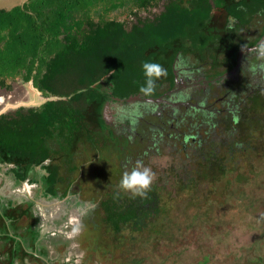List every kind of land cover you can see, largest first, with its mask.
<instances>
[{"label": "trees", "instance_id": "1", "mask_svg": "<svg viewBox=\"0 0 264 264\" xmlns=\"http://www.w3.org/2000/svg\"><path fill=\"white\" fill-rule=\"evenodd\" d=\"M94 1H103L108 5L110 1H116L108 8L124 3V0ZM129 1L132 5L130 12L138 15L143 12L150 13L151 8L158 5L160 0ZM22 2H19L20 4L16 2L17 4L15 3L9 9L0 6V91H5L8 85H11V82L7 83L6 76L19 74L24 79H29L32 75L34 85H37L47 96H55V98L47 100L39 108L23 106L19 110L12 112L9 110L1 114L0 145L5 146L13 156L16 157L18 154L28 162L45 161L50 158L46 168L52 181L58 175L59 166L55 162L58 149L53 147L52 141L64 144L63 146L67 149L68 157L63 158L66 167L75 166L74 154H79L82 149V146L78 145L79 141L90 143L89 149L95 144L94 149L97 154L102 147L117 153L121 160L120 164L126 170L131 169L139 161V156L145 160L151 155L147 152L142 153L140 150H136V153L132 143L123 145V148L110 144L108 142L110 139L99 137V129L94 133L95 129L89 128L103 126L100 110L107 95L100 86H97L101 80L108 78L114 84L115 93L127 98L139 92V87L143 84L142 63L155 61L160 51L169 54L175 49L193 53L194 61L198 65H204V63L210 65L211 73L208 77L215 78V74L219 71H230V65L234 64L232 54L240 47L235 37L240 39L242 34L237 32V26L250 27L253 25V14L264 13V0H242L241 2L166 0L158 14L153 17L139 16L137 22H133L119 20L116 17L106 18L101 10L92 15L87 0H70L68 5L73 6L76 13L72 15L73 23L68 25L67 31H64L63 18L66 15L64 10L59 13L54 12L52 8L53 13L46 15V19H49L47 23L42 20L40 22L41 11L28 8L41 5L47 10V7H54L56 3H67L68 0H24ZM228 14L239 20V25L235 28L225 27L224 23ZM70 29L75 30L74 35L68 31ZM49 34L54 38L51 39ZM62 35L63 38L58 39V36ZM53 45H57L56 47L59 45V50L40 51L43 46L49 48ZM149 49L152 50L147 53ZM225 60H229L230 65H225ZM217 64L221 68L222 65L226 67L218 69ZM164 68L167 70L166 66ZM250 74L251 70L245 71L244 75L239 76L240 79L235 80L234 83H226L222 89L231 94L228 88L235 87L236 92L233 96L237 95L241 100L243 89H248L250 83L257 77L256 75L250 77ZM161 79H163L162 76L158 81ZM261 97L257 99L254 94L249 95L248 122L244 120L243 122L247 123L239 125L240 130L245 129V133L243 132L240 136L244 140L243 146L247 144L249 147L251 143L247 142L248 135L255 150L258 149L256 145L259 142L263 144L262 152L254 154V162L258 168L264 165V97ZM238 115L235 111V116L239 117ZM233 133L235 132L231 134ZM85 147L88 146L85 145ZM220 160L209 164L213 167L207 168L199 161L201 168L198 166L197 174L217 182L229 171H238L236 179L239 183H243L247 181L248 172L255 171L252 164H248L249 171H243L241 165L228 168L229 166H225ZM129 164L130 167H128ZM158 187L157 184H152L150 191L144 197L126 196L125 198L113 189L107 199L100 201V207L105 211L104 221L107 223V232L111 234L112 239L110 252L112 248H120L121 242H125L123 234L127 230L143 229L146 219L152 216V211L157 212V207L161 203L160 198H162L158 194ZM210 210L208 208L207 212ZM201 214L196 210L191 211V215L188 214V216L197 220ZM150 231L160 234L159 229L152 228ZM131 239L134 240L133 242L137 241L134 237ZM129 248L134 251L130 244ZM136 261L139 262V260ZM58 264H67V261Z\"/></svg>", "mask_w": 264, "mask_h": 264}, {"label": "rangeland", "instance_id": "2", "mask_svg": "<svg viewBox=\"0 0 264 264\" xmlns=\"http://www.w3.org/2000/svg\"><path fill=\"white\" fill-rule=\"evenodd\" d=\"M22 1L0 0V6L9 9L16 2ZM185 1L187 2V0ZM69 2L70 0L67 3H56L54 7H47V10L41 5L37 7L28 6V9L34 10L36 8L35 10L41 11L40 22L42 20L47 21V23L49 19H46V15L49 16V13H53V11L61 13L64 10L66 13L63 18L65 22L64 31H67L68 25L73 23L74 16L72 15L74 12L76 13L74 7L68 5ZM113 2L116 1H110V5ZM87 4H89V11L92 12V15L101 10L106 18L116 17L119 20L133 22H137L139 16L149 15V17H153L163 9L161 5H156L151 8L150 13L143 12V14L134 15L130 12L132 5L129 0H124V3H119L114 8H108L110 5L103 1L87 0ZM68 31L71 35L75 33L73 29ZM49 35L51 39L54 38L53 35ZM62 38L63 35L58 36V39L61 40ZM50 42L52 43L51 40ZM56 46L53 45L49 48L43 46L40 51L44 52L46 49L52 50L51 52L54 49L59 50V45ZM151 50L149 49L147 53ZM178 52L179 50L176 49L169 54L160 51L157 53L159 54L158 59L153 62L169 69V65L175 61ZM165 72L166 74L162 77H169L168 70ZM5 79L7 83L11 82L12 85L19 83L22 77L19 74H10ZM107 82L108 78H105L97 86L103 87L107 85ZM178 86V91L188 90L181 85ZM187 95V91H183L180 97ZM170 102L174 103L173 100ZM39 103L38 101V105ZM155 104L158 105L156 102ZM34 105L38 107L36 102ZM104 105L106 104L104 103ZM132 105L136 107V105H143V102L136 99ZM136 108L140 110V107ZM116 111L115 109L109 111V114L111 112V116H109L111 119H105V121L110 125L127 123L128 119H121L119 107ZM234 120L232 119V121ZM132 126L131 124L130 127L132 128ZM229 129L232 130L233 126H230ZM244 130V128L233 130L235 133L228 137V135H222L215 124L209 133L203 129L201 133L203 144L200 155L194 157L196 160L188 159L184 151H177L172 146H162L157 152L155 147L153 148L154 151L150 147L148 149L146 139L139 140V142H137L138 139L133 140L135 152L140 150L142 153L151 154L145 160L139 156V162L144 167L151 169L154 173L152 184L159 186L157 190L162 198H160L161 203L157 207V212L152 211V216L146 219V225L144 224L143 229L129 230L133 234L127 230L123 234L125 242H121L122 245L117 244L121 247L112 248V252H110L112 239L111 234L107 232V223L104 221V209L99 206L93 210L94 214L86 218L87 216L84 215L86 209L84 210L82 206L75 208L74 205L70 204L75 212L71 208L68 217L64 220L61 219V225L73 221V219H76L74 224H66L68 229H71L72 226H78L77 224L81 221L84 224L80 225L79 232L72 235L71 238H63V236L58 235L54 239L48 240L50 252H54L49 261L50 264L65 261L67 264H264V165H260L258 168L254 162V154L262 152L263 144L258 141L259 143L256 145L258 149L255 150L248 135V141L246 138L245 140L251 143H249V147L247 144L243 146L244 140L240 136L243 132L245 133ZM110 135L111 139L120 138L116 135L114 137L112 133ZM51 143L53 147L58 149L55 162L61 166L64 156L68 157L67 149L63 146L64 144L53 141ZM78 145L82 146L80 153L82 151L83 154L79 156L80 158L76 157L75 159V171L70 170L66 175L69 179H76V187L73 188V193L79 195L80 201L87 202L86 206L89 207L90 204L88 203L92 198L94 201L105 200L113 189H116L122 198L133 197L131 193L123 192L119 188L120 178L123 172L127 170L120 164L121 160L117 153L102 147L97 154L94 150L95 144H93V148L89 149L90 143L84 141H79ZM85 145L88 146V150ZM153 154L155 155L153 156ZM201 159H205L206 168L213 167L209 164H214V161L221 159L220 162L224 163L225 166L228 165V168L241 165L243 171H249L248 164H252L255 171H249L247 181L243 183H239L236 179L238 171H229L225 177L213 182L211 179L197 174ZM65 207L66 205L63 204V207L59 209L60 212L65 211ZM52 208L54 211L57 210V208ZM208 208L211 209L209 212H207ZM196 210L202 214L197 220H193L188 214L191 215V211ZM77 211L80 212L79 218L74 214ZM66 215L67 213L64 216ZM152 228L159 229L160 234L151 233L150 229ZM30 233H33L32 229ZM39 233L43 237L46 232L42 229ZM133 237L136 238V242L131 239ZM129 244L134 251L129 250ZM33 253L36 254V252ZM45 253L46 250L43 254L45 255ZM26 257L31 258L30 261L33 264H39L38 260H42L35 255L26 254Z\"/></svg>", "mask_w": 264, "mask_h": 264}, {"label": "flooded vegetation", "instance_id": "3", "mask_svg": "<svg viewBox=\"0 0 264 264\" xmlns=\"http://www.w3.org/2000/svg\"><path fill=\"white\" fill-rule=\"evenodd\" d=\"M235 1L241 2L242 0ZM165 2L166 0H160L158 5L163 8ZM252 18V26H237V32L242 34L240 33V39L235 37L236 41L240 43V47L232 54L234 64L231 66L229 60L224 61L225 65H230V71L222 70L215 74V78H209L210 65L205 63L198 65L194 61L193 53L180 52L181 50H179L175 61L167 69L169 77L164 76L159 82L157 81L155 92L150 97H144L139 92L127 98L118 96L114 91L113 82L108 80L107 85L101 87L107 95L104 103L109 106V109L104 104L101 106L100 115L103 126H90L89 128L95 129L94 133L100 130L99 137L110 139L108 140L110 144L118 145L121 148L123 145L132 143L135 139L141 141L146 139L148 149L150 147L153 150L155 147L158 152L162 146L168 145L177 151H184L188 159L196 160L194 157L200 155L203 144L201 139L203 129L209 133L215 124L222 135L229 136L232 133L229 132L230 126H233L231 131H236L240 124L248 122L250 113L247 110L249 106L247 101L249 95L254 94L257 99H261V96L264 97V69L261 68V65H264V56L260 55V45L264 44V13L253 14ZM224 24L225 27L232 29L239 25V20L228 14ZM224 57L218 56L222 60ZM216 67L222 69L226 66L222 65L221 68L217 64ZM247 70H251L250 77L253 75L257 77L253 82H249L248 89H243L241 100L237 95L233 96L236 92L235 87L228 88L231 94L225 92L224 88L222 89L226 83H234L235 80L240 79L239 76L244 75ZM33 79L32 75L29 79L22 77L19 83L9 85L5 91H0V115L9 110L11 112L19 110L23 106L39 108L47 100L55 98V96H47L42 92L37 85H34ZM212 84L216 88L212 87ZM178 85L188 90L178 91ZM183 91H187L186 97H180ZM133 96L143 102V105H136V107H140V110L133 107L132 104L136 101V99H130ZM160 98L165 99L161 100ZM40 99L43 100L40 101ZM31 101L32 103H29ZM35 102L38 107L34 105ZM113 104H120L118 106L120 111L122 109H138L139 116L136 118V122L133 124L127 120V123L116 125L107 123L105 119H111L109 111L117 109V106ZM235 111L239 117L235 116ZM116 113L118 112L116 111ZM232 119L235 120L232 121ZM244 120L247 122H243ZM111 133L114 137L116 135L120 138L111 139ZM4 148L5 146L1 144L0 264H33L30 261L31 258L26 257V254L40 257L41 261L50 264L49 261L54 252H50L48 240L54 239L58 235L63 238H71L72 235L79 232L80 225L84 224L81 221L77 224L78 226L68 229L66 224H74L76 219H73V221L61 225V219H66L71 213V205H74L75 208L82 206L84 210L86 209L85 212L88 213H84L86 218L94 214L93 210L100 206L99 200H91L88 203L89 207L86 206L87 202L80 201L79 195L73 193L76 179H69L66 175L70 170L75 171V159L83 152L74 154V167H66L64 161H61V166H58V175L52 181L49 178L48 168H46L50 163V158L45 161L28 162L18 154L16 157L13 156L9 150ZM200 162L204 166L207 165L205 159H201ZM190 164L192 165V163ZM63 204L66 205V210L60 212L59 209L63 207ZM52 207L57 208L59 212L54 211ZM72 210L75 212L74 208ZM66 213L67 215L64 216ZM79 213V211L74 213L77 218H79ZM31 229L32 234L30 233ZM42 229L46 232L43 237L39 233ZM44 250H46L45 255L43 254ZM39 264L42 263L39 261Z\"/></svg>", "mask_w": 264, "mask_h": 264}, {"label": "clouds", "instance_id": "4", "mask_svg": "<svg viewBox=\"0 0 264 264\" xmlns=\"http://www.w3.org/2000/svg\"><path fill=\"white\" fill-rule=\"evenodd\" d=\"M260 55L264 56V44L260 45ZM264 69V65H261ZM143 84L139 87V93L144 97H150L154 94L157 80L166 74L165 69L159 63L145 61L142 63ZM139 116L138 109H122L121 119H128L132 123L136 122ZM154 173L151 169L144 167L141 162L124 171L120 181L119 188L123 192L131 193L133 197H144L150 191Z\"/></svg>", "mask_w": 264, "mask_h": 264}, {"label": "water", "instance_id": "5", "mask_svg": "<svg viewBox=\"0 0 264 264\" xmlns=\"http://www.w3.org/2000/svg\"><path fill=\"white\" fill-rule=\"evenodd\" d=\"M136 98H137V97L133 96V97H131L130 99H131V100H135ZM113 105L117 106V108H118V106H119L120 104H113ZM106 108L109 109V106L106 105ZM110 108H111V107H110Z\"/></svg>", "mask_w": 264, "mask_h": 264}, {"label": "crops", "instance_id": "6", "mask_svg": "<svg viewBox=\"0 0 264 264\" xmlns=\"http://www.w3.org/2000/svg\"><path fill=\"white\" fill-rule=\"evenodd\" d=\"M24 1V0H23Z\"/></svg>", "mask_w": 264, "mask_h": 264}]
</instances>
